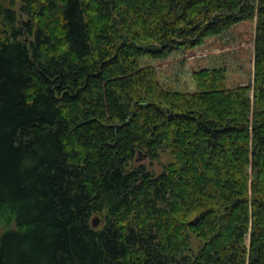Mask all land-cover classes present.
<instances>
[{
  "label": "trees",
  "instance_id": "trees-1",
  "mask_svg": "<svg viewBox=\"0 0 264 264\" xmlns=\"http://www.w3.org/2000/svg\"><path fill=\"white\" fill-rule=\"evenodd\" d=\"M18 1L0 264H264V0Z\"/></svg>",
  "mask_w": 264,
  "mask_h": 264
},
{
  "label": "rangeland",
  "instance_id": "rangeland-1",
  "mask_svg": "<svg viewBox=\"0 0 264 264\" xmlns=\"http://www.w3.org/2000/svg\"><path fill=\"white\" fill-rule=\"evenodd\" d=\"M0 5L3 7H10L12 10H14L15 14H17V10L20 6L18 0H0ZM2 18L3 17L0 16V23L2 22ZM253 51H254V43L252 41L248 45V53L251 56V69H250L251 70L250 71L251 76H252V72H253ZM249 97L251 98V101H252L253 91H249ZM248 117L249 118L252 117L251 112L249 113ZM138 160L139 161L137 163L145 165L149 170H151V172L153 174L158 175L159 173L162 172L164 166L171 160V156H170L168 151L160 150L159 156L156 158L150 159L149 157H140V158H138ZM247 172L249 175L248 176V191H250L249 188H250V183L252 180V174H251L250 167H248ZM93 217H98V219L100 220L99 215H97V214L94 215ZM0 231H1V226H0ZM248 241H249V238L247 236L246 237V243H248Z\"/></svg>",
  "mask_w": 264,
  "mask_h": 264
},
{
  "label": "water",
  "instance_id": "water-1",
  "mask_svg": "<svg viewBox=\"0 0 264 264\" xmlns=\"http://www.w3.org/2000/svg\"><path fill=\"white\" fill-rule=\"evenodd\" d=\"M98 222H99L98 217H93V218H92V225H93V226L97 225Z\"/></svg>",
  "mask_w": 264,
  "mask_h": 264
}]
</instances>
